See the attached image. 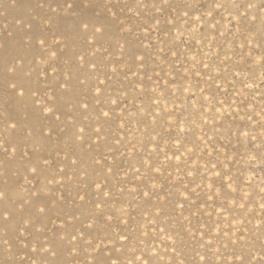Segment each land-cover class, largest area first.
Segmentation results:
<instances>
[{
    "label": "rangeland",
    "instance_id": "obj_1",
    "mask_svg": "<svg viewBox=\"0 0 264 264\" xmlns=\"http://www.w3.org/2000/svg\"><path fill=\"white\" fill-rule=\"evenodd\" d=\"M0 196V264H264V0H0Z\"/></svg>",
    "mask_w": 264,
    "mask_h": 264
},
{
    "label": "snow or ice",
    "instance_id": "obj_2",
    "mask_svg": "<svg viewBox=\"0 0 264 264\" xmlns=\"http://www.w3.org/2000/svg\"><path fill=\"white\" fill-rule=\"evenodd\" d=\"M105 115H107V113H105ZM58 118V117H57ZM73 163H75V161H73ZM35 171V170H34ZM0 198H2V196H0ZM81 199H83V197H81ZM41 212H43V209H40ZM5 220H7V217H4ZM89 228H91V225H88ZM33 251H36L35 248L32 249ZM109 264H114V262H109Z\"/></svg>",
    "mask_w": 264,
    "mask_h": 264
}]
</instances>
